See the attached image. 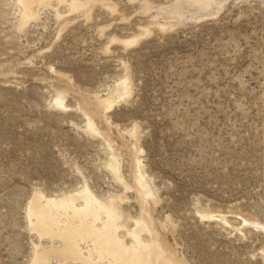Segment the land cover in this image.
I'll return each instance as SVG.
<instances>
[{
	"label": "rangeland",
	"instance_id": "374dc122",
	"mask_svg": "<svg viewBox=\"0 0 264 264\" xmlns=\"http://www.w3.org/2000/svg\"><path fill=\"white\" fill-rule=\"evenodd\" d=\"M81 1L24 20L0 0V264L54 243L30 224L36 192L125 193L139 217L134 144L179 264H264V0ZM124 78L130 94L104 111Z\"/></svg>",
	"mask_w": 264,
	"mask_h": 264
},
{
	"label": "bare ground",
	"instance_id": "6f19581e",
	"mask_svg": "<svg viewBox=\"0 0 264 264\" xmlns=\"http://www.w3.org/2000/svg\"><path fill=\"white\" fill-rule=\"evenodd\" d=\"M46 1L19 0L23 9V19L36 18L38 5ZM195 1L210 3L214 0ZM87 5L88 2L81 0H70L69 3V7L75 10ZM132 42L135 43L131 41L130 44ZM130 91L128 78L121 79L116 83L111 94L97 98L98 106L105 111L115 102L129 95ZM63 97L58 93L56 101L61 104ZM88 127L90 131L95 129L91 124ZM128 132L134 136L135 128H131ZM138 150L134 144L132 186L139 195L141 215L137 218L125 215L121 206V201L127 198L125 193L110 194L102 199L87 184L77 190L51 197L36 192L28 209L30 224L40 238H49L54 243L51 246L37 244L30 264H52L51 255L56 260L55 264L65 263L66 260L74 264H179L173 251L159 239V232L153 224L149 205L151 200H156V193L143 169L141 158L137 154ZM108 167L122 182L119 159L112 148H110ZM126 187L128 186L125 185ZM222 219L225 221L224 217ZM144 233L149 234V239H145ZM57 242L58 244H55Z\"/></svg>",
	"mask_w": 264,
	"mask_h": 264
}]
</instances>
